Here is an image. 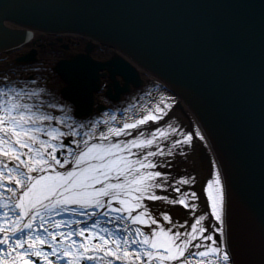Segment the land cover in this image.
I'll list each match as a JSON object with an SVG mask.
<instances>
[{
	"label": "snow or ice",
	"instance_id": "1",
	"mask_svg": "<svg viewBox=\"0 0 264 264\" xmlns=\"http://www.w3.org/2000/svg\"><path fill=\"white\" fill-rule=\"evenodd\" d=\"M0 31H12L4 19ZM55 107L34 79H0V264H236L218 165L207 181L210 210L190 228L149 207L197 210V194L183 190L194 178L171 169L194 138L205 140L199 129L160 127L159 106L106 131L97 125L109 120L81 124L95 131L80 139ZM169 192L178 195L159 194Z\"/></svg>",
	"mask_w": 264,
	"mask_h": 264
},
{
	"label": "water",
	"instance_id": "2",
	"mask_svg": "<svg viewBox=\"0 0 264 264\" xmlns=\"http://www.w3.org/2000/svg\"><path fill=\"white\" fill-rule=\"evenodd\" d=\"M0 19L12 30L0 31V53L34 30L81 33L116 49L100 61L90 43L88 53L55 67L76 87L63 94L86 114L79 117L94 113L102 76L114 80L106 93L115 100L146 83L143 69L165 82L181 99L176 107L190 118L185 103L196 116L220 165L236 264H264V0H0ZM201 156L210 163L205 148Z\"/></svg>",
	"mask_w": 264,
	"mask_h": 264
},
{
	"label": "rangeland",
	"instance_id": "3",
	"mask_svg": "<svg viewBox=\"0 0 264 264\" xmlns=\"http://www.w3.org/2000/svg\"><path fill=\"white\" fill-rule=\"evenodd\" d=\"M54 44H59L60 46L61 42H58L57 40L56 42H54ZM60 48L63 49L62 46H60ZM62 49L58 52L59 55L64 52L62 51ZM98 51L100 53H104L105 56H109L112 49L101 50L100 48ZM47 65L49 66V64ZM51 73L57 77L56 73H54L53 71H51ZM37 79L36 80L40 87L45 89L47 86H49L48 84H44L45 81L43 80V78L38 77ZM46 89H48L49 92V96H47L48 100L56 106L55 113L58 116H63L68 124L76 125V130L81 133L79 137L80 139L87 138L84 133H93L95 131V129L91 127L81 128V124L88 125L94 123L97 120H109V125H104L103 127L97 125V127H100V130L106 131L108 126L116 127L121 126L124 122H134L135 120L140 119L142 116L149 114L151 110L158 109L159 106H164L165 110L167 111V116H165L164 120L160 122V127L163 128L167 124H172L182 132L193 131V128L188 121V117L184 114L183 111L176 107L177 102L181 100L180 97L177 96L178 98L174 99L172 96H170V91L165 86L157 84L155 82L147 81V84L143 87L136 88L133 92L123 95V100L117 103H114L113 101L106 98L112 108L104 112L95 113L87 118L76 117L74 115V106L70 102L62 98L60 91L58 95H55L56 93L54 89L50 87ZM183 104L186 109L185 111H188L189 114H192L193 112L185 105V103ZM65 105H67V107H65ZM61 109H64V111H61ZM112 116L115 117V121H112L110 119V117ZM193 116L197 120L194 113ZM152 130L153 128L151 126L144 128L145 132H151ZM195 140L198 139L194 138L189 145L183 148L182 154L177 153L173 157L174 163L171 172L172 175L177 179L181 177L194 178L193 184H191L190 186H183V190L186 192H195L197 194L198 188L201 186L203 187L204 194L202 195V197L200 196V194H198L199 199L196 200L197 210L192 213L189 212L188 209L180 205L169 206L159 201L149 202V207L152 210L153 215H160L161 212L167 211L172 216L173 220L177 223H184L185 221H187L189 228L190 225L194 222V216L198 217L199 215L206 214V212L210 210V202L207 203L206 208V188L207 181L210 179H214V176L211 175V173H213L212 170H208L204 167L203 161L201 160V154H199V149H197V146H199L200 148L202 144H196ZM196 166L197 168H194ZM159 194L169 195L170 197H175L176 195H178L173 192ZM188 199L192 198L189 197ZM214 223L215 221H213V224Z\"/></svg>",
	"mask_w": 264,
	"mask_h": 264
},
{
	"label": "bare ground",
	"instance_id": "4",
	"mask_svg": "<svg viewBox=\"0 0 264 264\" xmlns=\"http://www.w3.org/2000/svg\"><path fill=\"white\" fill-rule=\"evenodd\" d=\"M33 36L31 39L23 41V43L19 46H17L16 48L13 49H9V50H4L1 52L0 54V72L2 70H7V71H11V73L14 75V80H28V79H34L36 80L38 77L43 78V80L45 81L44 84H48L49 86H47L46 88H52L55 91V95L59 94V91L61 92L62 89H71V91H76V87L69 83L68 80L61 76L58 75L57 77L54 76L51 73V68L47 65V61L46 59H44L42 61V66H35L34 64H26L23 63L21 61H19V59L23 56V54H27L28 52H30L32 49L38 47L40 49H42L43 53V57L47 58L50 60V55L51 54H55L56 56H59V58L57 60H53L51 61L53 64V66H57L58 62L61 61L62 59L65 60H72L74 56L81 54V53H88V46L90 43H92L94 45V47L100 42L99 40H96L90 36H86V35H81L80 33H76V32H60L61 34L59 35H55V34H51L49 31L43 32V31H33ZM63 40H67L70 45L71 48L67 49H62L60 48L59 44L55 45L54 41H62ZM84 41V42H83ZM86 42V45L83 46V44ZM101 46L100 44L98 45V47ZM106 47V46H105ZM109 47V46H108ZM62 49V51H65L63 53H61L60 55L58 54V52ZM108 48H105V50ZM112 49L110 55H114V49L112 47H109V50ZM125 58H127V60L132 61L133 63L134 60L131 59L130 57H127L126 55H123ZM49 57V58H48ZM60 58H62L61 60H59ZM102 61H106L105 56H103V58H101ZM56 63V64H55ZM37 65V63H35ZM46 66V67H43ZM71 68V67H70ZM76 71V69L74 68V72ZM105 71V70H104ZM143 72V78H145V80H147L148 82H155L157 84L160 85H164V83L158 79L157 76H155L154 74H152L151 72L147 71L146 69L142 70ZM103 72V71H102ZM77 73H75L76 75ZM26 75V77H24ZM28 75L30 77H28ZM109 76V75H107ZM110 77V76H109ZM118 77V75H117ZM5 77L0 76V79H3ZM111 78V77H110ZM110 78H105L104 76L101 77V85L102 88L101 90H99L98 92H95L94 94V99H95V103H94V107L95 110L97 109V105L99 103L102 102H108L106 100V91L109 89L110 84L113 83L114 80L110 79ZM12 79V78H11ZM38 80V79H37ZM36 80V81H37ZM132 86L134 87L135 85L132 83ZM40 87V85H39ZM45 88V89H46ZM53 91V92H54ZM113 92L116 93V91L113 89ZM128 91L124 92L127 93ZM48 89H46V95L49 96L48 94ZM170 96H172L174 99H177V95L174 94L173 92L170 91ZM105 96V97H104ZM188 107V106H187ZM191 127L193 128V131L195 129H199L200 132L205 136V140L204 141H200L198 138V140H195L196 144H202L207 146V150L210 152V163H208L207 161H203L202 157L201 160L203 161L204 167L207 168L208 170H212V172L215 171L216 166L218 165L220 168L219 163L216 160L215 154L212 150V147L205 135L204 130L202 129V127L200 126L199 122L195 119V117L193 116V113L190 114V118L188 119ZM197 149H200L199 146H197ZM190 164V163H189ZM192 164V163H191ZM211 166V167H210ZM194 168H197L194 167ZM221 170V168H220ZM211 172V171H210ZM222 172V171H221ZM222 182H223V177H222ZM225 184L223 183V189H224V196H225V203H226V190H225ZM202 197V195L204 194V189L203 187H199L198 191H197V197H199V195ZM225 232H226V228H225Z\"/></svg>",
	"mask_w": 264,
	"mask_h": 264
}]
</instances>
